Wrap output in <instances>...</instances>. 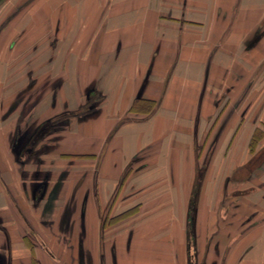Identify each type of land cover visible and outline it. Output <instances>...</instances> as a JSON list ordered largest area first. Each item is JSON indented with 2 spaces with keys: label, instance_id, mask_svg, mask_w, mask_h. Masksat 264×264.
<instances>
[{
  "label": "rangeland",
  "instance_id": "1",
  "mask_svg": "<svg viewBox=\"0 0 264 264\" xmlns=\"http://www.w3.org/2000/svg\"><path fill=\"white\" fill-rule=\"evenodd\" d=\"M141 1L0 0V264L11 227L60 264H264V0ZM156 18L162 58L200 44L153 116L110 110L119 77L160 97L169 68L86 49Z\"/></svg>",
  "mask_w": 264,
  "mask_h": 264
},
{
  "label": "crops",
  "instance_id": "2",
  "mask_svg": "<svg viewBox=\"0 0 264 264\" xmlns=\"http://www.w3.org/2000/svg\"><path fill=\"white\" fill-rule=\"evenodd\" d=\"M141 4L140 6H143L144 4V1L142 0L141 1ZM144 7V6H143ZM146 7V5H145ZM126 11L124 12V18L126 16ZM131 16V14H130ZM145 19H141L140 18V22H144ZM156 23H155V26H152V25H147L146 26H138V27H135L134 29H132L134 32L131 31V28L129 30H123V31H119L117 33H113L111 36V40L108 44H106L105 46H101L103 45V43H97L96 45V41H94L93 39V42L91 43V45L89 43H87V45L89 44L90 45V48H87L86 50H91V51H94V50H101L103 48V50H107L109 54H117V56H113L114 59L116 60L119 55L121 54L122 50L126 51L125 49H128L130 50V53L128 54V56L125 58V60H128V63L132 66H135L136 62L138 61V68H140L139 72H141L142 70V67L143 68H146L147 70V67H155L156 65L162 67V68H169L168 71H167V75H168V80H167V85L164 84L163 85V89H161L162 91V94L161 96L159 97L158 95L157 96H145L143 95L142 97H136V96H132V88H128V87H124L123 84H122V77H119V79L117 81H115V85L112 87L113 90H111L110 92H108V98H111V108L110 110H123L124 113H129L131 115H135L137 117H141V116H144V117H149L150 115H154V112L155 110H159L161 109V101L165 98L167 92H168V88H174V87H170L169 84L172 83L171 80L174 79V75L173 73L176 72L175 68L179 67L180 66V63L182 61V58H183V50H184V47H182V43L183 45H185V47H187V49H189V47H191L193 44H200V42H196V40L192 41V42H189L190 44L183 42L182 39H180L179 37L176 39V42L177 43H174V49H175V58H174V61H169V59H164L160 56V54L157 55V51H164V49H166L165 47V43H164V39L162 38V36L164 35H170L172 34V31H162L161 32V29L158 27L159 25V22L156 19ZM163 21V20H161ZM136 22V21H135ZM175 24H178V25H182L181 22H178L176 23L175 21H173ZM185 25V24H183ZM171 29H173V27L171 26L170 27ZM160 29V30H159ZM179 30L181 29L180 27L178 28ZM182 29L185 30L184 27H182ZM180 32V31H178ZM231 32V31H230ZM230 32L228 33V36L230 34ZM96 34V33H95ZM127 34L128 35H132V38H127ZM182 35V34H181ZM213 35H218V32H214ZM228 36L226 37L228 39ZM102 37H104V40L106 38L105 34L103 33L102 34ZM214 37V43H216V38L215 36H212ZM225 38V39H226ZM249 36L243 38L241 40V42L239 43L240 46H245V44L247 43V41L249 40ZM226 39V40H227ZM264 39V38H263ZM263 39H261L259 41L258 44L262 43L263 42ZM103 40V41H104ZM226 40L223 39V42L220 44V46H223V44L226 43ZM209 41L211 42V39L208 40L207 42H202L203 46L207 43H209ZM257 44V48L258 47H261L260 45ZM128 46V47H127ZM218 47V48H215L214 49V54H211L209 56V59L211 61V63L216 59V57H218V54H220L219 52L222 50V47ZM176 47V48H175ZM221 48V49H220ZM146 51H149L148 52V55L146 54ZM173 51V50H172ZM136 53V54H135ZM257 53H259V51H257L255 53V56L257 55ZM146 54V55H145ZM192 54V55H191ZM191 54H188V58L186 59V66H190V65H196V63L199 61V56H197L195 53H191ZM262 55V53H261ZM255 56H252L251 58H254ZM263 56V55H262ZM256 57H259V56H256ZM137 60H136V59ZM223 58V56L221 57V59ZM136 60V62H134ZM244 61V60H243ZM145 70V71H146ZM138 71L136 73H138V78H143L145 73L142 74V77L140 76V73ZM95 77H101V72L99 73H95L93 76H91V79L94 80ZM90 79V80H91ZM103 81V79H102ZM90 82V81H89ZM98 82H99V79H98ZM106 82V81H105ZM152 82V78H150V80L148 81ZM169 82V83H168ZM148 83V85H150ZM188 85H186V87L184 88H188ZM177 89V88H176ZM175 90V88L173 89ZM127 94V95H125ZM134 99H138V100H149V101H153L156 103L155 105V108L153 109L154 111L150 114H143V113H130L129 112V109L131 107V104L133 102ZM170 110H173V109H170ZM152 115V116H153ZM15 205L17 206L18 204L15 203L14 204V207ZM13 207V205H12ZM14 207H13V210H14ZM19 208V207H18ZM20 209V208H19ZM16 211V210H15ZM12 230H8L10 231V233H12V235L8 234V236L11 238V242H13V244L16 246V247H19V238L17 239L16 235H15V231L13 229V227H11ZM9 233V232H8ZM12 245L11 246V250H12V254H11V264H18L19 262V259L22 258V257H25L23 259V263L21 264H60L59 262L55 261L53 258L50 257V254H46V256L48 255L50 258L48 257H45L44 254L35 251L34 252L32 251H26L25 253V256L22 255L23 253H20L19 249H15V246ZM26 246V245H25ZM22 247V246H20ZM35 249V248H34ZM33 253V254H32ZM30 255H31V258H30ZM28 256V257H26ZM18 259V260H17ZM29 259L30 260V263H29Z\"/></svg>",
  "mask_w": 264,
  "mask_h": 264
},
{
  "label": "trees",
  "instance_id": "3",
  "mask_svg": "<svg viewBox=\"0 0 264 264\" xmlns=\"http://www.w3.org/2000/svg\"><path fill=\"white\" fill-rule=\"evenodd\" d=\"M155 105H156V103L153 101L134 99L132 104H131V107L129 109V112L130 113L150 114L153 112ZM258 134L259 133H257V130H255V133L253 134V137L251 138L249 145H248L250 151L255 150V148L258 146V144H257L259 142ZM262 138H263V136H262ZM129 214H131V212ZM125 217L126 216H124L122 218H125Z\"/></svg>",
  "mask_w": 264,
  "mask_h": 264
},
{
  "label": "flooded vegetation",
  "instance_id": "4",
  "mask_svg": "<svg viewBox=\"0 0 264 264\" xmlns=\"http://www.w3.org/2000/svg\"><path fill=\"white\" fill-rule=\"evenodd\" d=\"M0 178H1V176H0ZM15 208V207H14ZM7 239V238H6ZM30 242V241H29ZM31 251H33L32 250V248H34V246L33 245H31ZM6 257V261H2L1 263L2 264H11V260H10V255H8V256H5Z\"/></svg>",
  "mask_w": 264,
  "mask_h": 264
}]
</instances>
